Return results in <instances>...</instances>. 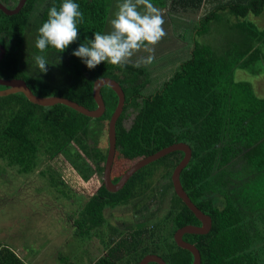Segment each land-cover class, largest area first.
<instances>
[{"label":"trees","instance_id":"obj_1","mask_svg":"<svg viewBox=\"0 0 264 264\" xmlns=\"http://www.w3.org/2000/svg\"><path fill=\"white\" fill-rule=\"evenodd\" d=\"M44 1L26 0L23 8L11 16L0 10V35L3 36L0 39L12 44L0 62V75L24 79L38 97H63L90 110L97 108L93 96L97 80L111 78L119 82L126 97L125 109L116 127L113 182L124 174H113L121 154L140 159L171 144L186 142L192 154L181 173V182L194 205L211 218L212 226L205 235L185 234L184 239L199 249L200 264H264V183L258 179V173L264 168V98L254 94L248 81H236L235 78L239 69H250L252 75L262 76L260 71L264 66L253 65L264 63V27L258 29L251 18L261 17L264 0H180L197 10L204 9L197 22L182 23L184 36L195 31L198 39L213 30L218 32L220 28H229L237 34L231 42V38H227L225 44L226 39L219 44L222 45L221 51H217L213 43L204 45L195 40L188 60L170 69L172 64L165 63L168 61L164 59L166 55L156 53L155 60L161 58L163 63L159 61L152 66H165L157 71V76L151 65L136 67V63L142 60L139 58L135 62L136 56L131 57L124 68L102 62L89 70L80 58L72 55L80 44L86 42L85 37L94 39V32L104 34L106 31L109 17L107 0H74L84 14V23L79 26V40L63 53L51 46L41 53L35 47L38 29L47 20L49 8L55 5L59 9L63 2L46 1L40 8ZM8 8L13 9L15 5ZM36 12L31 24L36 37L31 49L26 51L23 36ZM164 19L167 35L171 27L177 30L179 23L167 20L166 16ZM229 45L232 49L227 48ZM19 48L24 50L22 56L18 54ZM36 55H44L47 61L57 59L53 62L56 65L47 66L51 68L50 78L47 73H40L34 61ZM26 63L32 69L31 73L24 69ZM166 75L170 78L164 81ZM102 95L106 113L99 119L62 104L51 107L34 105L20 92L0 97V189L7 187L1 175L8 173L12 183L26 185L31 193L38 189L46 193L54 190L66 199L75 197L60 170L50 171V165L38 171L47 185L37 189L30 175L34 174L45 155L53 158L63 153L84 180L102 173L109 148L103 151L99 147L101 131L95 127L99 123L110 122L119 102V97L109 85L102 88ZM130 110L134 117L126 128L125 119ZM183 156L184 152L177 150L139 169L119 192H110L103 183L96 195L76 207L75 219L69 215L65 219L66 223L70 219L73 221L71 227L75 237L70 235V241L73 237L77 245L73 247V256L64 253V249L65 255L59 257H62L59 264H87L76 261L79 256L76 249L82 247L88 251L89 264H137L149 253L164 258L160 250L168 257V260L164 258L168 264H192V254L177 245L174 239L176 231L184 226H200L173 189L172 173ZM162 163L166 168L163 192L171 194L168 214L161 221L157 219L156 223L157 217L152 215L155 217L151 227L148 226L150 220L136 224L111 248V242L105 244L109 248L107 254L96 257L94 232L98 234L105 226V210L112 211L127 205L137 192L153 190L151 176L155 173L154 167H150ZM12 170L15 174L10 172ZM260 177L264 180V172ZM154 202L158 203L156 195L150 198L147 206ZM141 211L144 210H139L138 215ZM166 223L172 226L168 236L163 233L167 229ZM7 227L1 230H10ZM111 232L109 239L113 237L112 228ZM68 236L64 237V242L68 241ZM100 239L105 240L104 237ZM0 264L26 263L11 246L0 244Z\"/></svg>","mask_w":264,"mask_h":264},{"label":"rangeland","instance_id":"obj_2","mask_svg":"<svg viewBox=\"0 0 264 264\" xmlns=\"http://www.w3.org/2000/svg\"><path fill=\"white\" fill-rule=\"evenodd\" d=\"M46 1L50 0H45L43 4H40V8L43 7ZM107 11L108 9H106V12ZM36 15L37 12L32 15L30 25L27 26L25 34L23 36V47L26 51L31 49L34 43V39L36 37L35 31L33 30L31 25ZM251 19L253 20L254 24L258 27V29L264 27V12L261 14L260 18ZM108 24L109 22L107 20V25ZM177 30L182 31L183 29L179 27ZM105 33L106 32H104V34ZM236 34V31H229V28H225L224 30L220 28L218 32H216L215 30L208 32L207 34L198 38L197 41L200 44L204 45H211L213 43L212 45L216 48V50L221 51L222 45L219 44L226 39L224 41L225 44L227 38H231L229 39V42H231ZM188 38L189 33H187L186 38L184 40H188ZM162 46L163 44H161V46L157 48L156 53H161L160 48H162ZM225 47L226 45H224V49ZM227 48L232 49L231 45H229ZM172 53L173 52L169 53L168 55L166 54V58L164 59L170 60L171 58H173V56L171 55ZM18 54L20 56L24 54L23 48L18 49ZM56 61V58L48 60V66L56 65L53 64V62ZM253 66H264V63L262 64L260 62H257ZM24 69L27 73H31L32 69L28 66V63L25 64ZM50 69L51 68L49 67L47 71V75L49 76V78L51 76L49 74ZM260 73L262 74L263 78H260L261 76L256 77L252 75L250 69H239L235 72V78L236 81H254L256 84H259V87H261V89L264 91L263 68ZM64 82L66 83V81ZM252 89L254 91V94L258 96V92L254 89L253 86ZM129 112L131 114L129 113L127 115V118L125 119L126 128L131 125V122L134 117V112L132 110H130ZM97 125L98 127L95 128L97 129V131H101L98 143L99 147H101L103 151H106V149H108L109 147V122L99 123ZM137 159L138 158L133 159L124 157L121 154V157L117 158L116 160V162L118 163L117 166L114 168L113 174H119L120 172L123 173L124 170L128 168L132 163H134V161H136ZM48 165L51 166L50 171L60 170L61 174H63V178L66 180V183H68V185L72 188L75 197L66 199L64 198V196H60V194L54 190H50L49 193H46L45 190L40 191V189H38L40 187L43 188L45 185H47L43 177L39 176L38 171L47 168ZM103 166H105V163H103ZM153 167V171L156 177L154 182L155 187L158 184L162 183L159 179L161 175L165 174L166 168L163 163L156 166H152L150 168ZM10 172L12 174H15L13 170ZM7 175L8 173H3L1 175V179L6 180L7 187L3 190L0 189V195L2 197L0 201V244L3 246H11L14 249V252L26 264H59L61 263L62 259V257H59L61 255H65L64 253H68L73 256V251H75L73 247L77 245L73 237L72 241H70V235L74 236L75 234L74 229L71 227L73 225V221L71 219L67 223L64 221L68 215L74 217L75 219L74 212L77 211L76 207H79L80 204L83 203V201L88 202L89 198L92 195H96L95 191H97V188H100L103 184L104 171L102 173L100 172L98 176L97 174H95L89 180H84L79 174L75 172L72 164L69 162L66 156L63 155V153H59L56 157L53 158H49L48 155H45L40 161V165H38V168H35L34 174L30 175V177H32V179L34 180V183H36L38 189L34 190L33 193H31L30 188L26 189V185L24 184L16 186L17 183H12L11 178H9ZM21 187L22 189H20ZM32 187L35 189L36 186L33 185ZM159 189L160 187L158 188V190ZM84 197L86 198V201ZM158 198L159 203L154 202L151 206H149L153 210L149 212V215L148 211L144 210L145 212H141L140 215L137 214L134 216V213L138 212L136 210H133L135 209L134 203L136 201L128 207L124 206L123 211L118 210L116 207L115 209L117 210H109L107 211V213L105 212V216L107 217V220L104 223L105 226L102 227L98 234L96 233V231L94 232L95 237L93 238V241L95 242L92 241L96 257H98L99 254H101L103 251L105 252L106 250V248H100L101 246L98 244V241L105 246V244H108V242L115 241V238H120V231L122 233L121 236L123 237L132 228V224H139V222L137 221H140L142 223H148V221L150 220L148 226L151 227V222L155 217H152V215L157 216V218H155V223L157 222V219L159 221L163 220L169 209L171 194L169 193L167 199H164L162 197ZM149 200L150 199H148L147 202ZM168 224L169 223H166L165 225V228L167 227V229L164 231L166 232H163L164 235L167 234V236L170 234L172 229L171 224ZM6 225H8L7 228H10V230H1ZM111 228L117 230V232L114 233V237H112V239H109V237L112 235ZM65 236H68L69 238L66 242H64ZM102 237H104L105 240L100 239ZM62 242L64 243L62 244ZM95 243L98 244L100 249L96 247ZM88 247L89 250H91L90 245ZM64 249L66 252L63 253ZM76 253L79 255L78 259H76L77 262L80 263L81 261L87 264L90 263L88 251L85 249V247H82L78 250L76 249ZM160 253L165 255L164 258L168 260V257H166V254L164 252L160 250Z\"/></svg>","mask_w":264,"mask_h":264},{"label":"clouds","instance_id":"obj_3","mask_svg":"<svg viewBox=\"0 0 264 264\" xmlns=\"http://www.w3.org/2000/svg\"><path fill=\"white\" fill-rule=\"evenodd\" d=\"M140 6L144 11L140 10ZM117 8L109 21L112 31L105 34L94 32V39L85 37L86 42L72 53L89 70L102 62L124 68L131 57L142 49L149 55L135 66L151 65L155 60V46L167 36L163 27L166 23L163 11L151 0H122ZM83 23L84 14L80 5L74 0H63L59 9L55 5L49 8L47 20L38 29L35 47L41 53L46 52L49 46L63 53L69 45L79 40V26ZM34 61L40 73H47L49 63L44 55H36Z\"/></svg>","mask_w":264,"mask_h":264},{"label":"water","instance_id":"obj_4","mask_svg":"<svg viewBox=\"0 0 264 264\" xmlns=\"http://www.w3.org/2000/svg\"><path fill=\"white\" fill-rule=\"evenodd\" d=\"M26 0H19L18 3L15 5V8L8 9L7 5H5L0 0V10L4 12L6 15L11 16L17 14L25 4ZM0 61L4 59V47L0 46ZM5 85L9 88L6 90H0V97H5L12 94H20L24 95V97L34 105L42 106V107H51L54 105L62 104L64 106L70 107L75 111L88 116L93 119H99L104 116L106 113V104L102 95V88L105 85H109L119 97V102L116 110L114 111L110 122H109V149L108 155L105 162V169H104V184L106 188L113 193L119 192L123 189V187L128 182L129 178L137 172L139 169L144 168L145 166L149 165L157 161L158 159L172 153L174 151H183L184 156L178 165L175 167L172 173V182L173 188L176 195L183 201L184 205L188 208V210L195 216V218L200 222V226H193L187 225L183 228L176 231L174 235V239L180 247L188 250L192 256L193 261L192 264H200L201 263V255L199 249L196 247L195 244L190 243L188 241H184L183 237L185 234H193V235H205L207 234L212 226L211 218L204 214L198 207L194 205V203L190 200L186 192L184 191V187L181 182V173L185 166L188 164L191 158V148L186 142H177L171 144L167 147L160 149L159 151L148 155L146 157H142L138 159L134 164H132L128 169L124 171V174L118 180L117 183H114L112 180V167L116 155L117 150V122L120 119L124 109H125V91L122 85L114 79L111 78H101L94 83L93 89V96L95 102L97 103V108L94 110H90L70 99H66L63 97H38L33 94L32 90L27 85L26 81L22 78L20 79H9V80H2ZM150 262H156L158 264H168L167 261L159 254L156 253H149L142 257L138 264H149Z\"/></svg>","mask_w":264,"mask_h":264},{"label":"crops","instance_id":"obj_5","mask_svg":"<svg viewBox=\"0 0 264 264\" xmlns=\"http://www.w3.org/2000/svg\"><path fill=\"white\" fill-rule=\"evenodd\" d=\"M122 2V0H107L106 4L108 7V13H109V17H108V22L110 21L111 18H113L115 12L118 10L117 5L118 3ZM151 2L158 8H160L163 11V16H166V19L174 22V23H179L177 25V29L180 27L182 29V26L180 24L184 23V24H189V23H195L197 22V8H193L191 7V4L188 5L185 2H181L180 0H151ZM140 10L144 11L143 6H140ZM204 9L201 8L198 10V17H200L203 13ZM106 29V33L112 31L111 25L110 23L105 27ZM170 32L169 34L164 37L161 42V44H163L162 48H160V52H162V55H168L169 53L173 52L171 55L173 56V58H171L170 60L166 61L165 63L168 64H172L169 65V69L171 67H178L180 66L183 62H185L186 60H188V58L190 57V55H192V51L195 45V40L197 41V37L195 36V31L192 32L191 35H189L188 40H184L186 38V35L184 36V32L182 31H178V30H174L169 29ZM160 43H158L155 46V53L156 54V50L157 48L161 45ZM177 50V51H176ZM176 51V52H174ZM149 53L144 51L143 49L138 51L134 56L135 59L134 61L137 62L136 60L142 57H146L148 56ZM169 55V56H171ZM158 61V63H152L151 67L153 70V73L157 76L158 73L157 71L161 70V67L164 68L165 66H152L154 64H159L162 59H157L154 60V62ZM163 63V62H162ZM137 64V63H136ZM260 77V76H258ZM170 78V76H166L164 79V81H167ZM260 78H263V76H261ZM242 80V79H241ZM257 80V79H255ZM247 82V81H246ZM251 84V86L254 87V89L258 92V96L259 98H264V91L261 89V87H259V84H256L254 81L253 82H249ZM257 87V89H256ZM262 142V141H261ZM259 162H263V161H259ZM259 163V165L261 164ZM264 165V163H263ZM261 172H264V168L263 171H260L258 173V179L260 180V182L264 183V180H262V178L260 177ZM254 173H257V171H255ZM250 174L252 175V173L250 172ZM253 177V175L251 176ZM250 177V178H251Z\"/></svg>","mask_w":264,"mask_h":264},{"label":"flooded vegetation","instance_id":"obj_6","mask_svg":"<svg viewBox=\"0 0 264 264\" xmlns=\"http://www.w3.org/2000/svg\"><path fill=\"white\" fill-rule=\"evenodd\" d=\"M18 1L19 0H16V2H15V0H5L4 1V4L5 5H7V7H13V5H16L17 3H18ZM15 2V3H14ZM3 36L2 35H0V38H2ZM0 46H2V47H4V57H5V55H6V53L9 51V50H11V48H12V44H8L6 41H4V40H2V39H0ZM0 54H1V51H0ZM4 60V59H3ZM2 60V61H3ZM1 62V61H0ZM9 79H20V78H17V77H13V78H4V77H2L1 75H0V90H6V89H8L9 87L7 86V85H5L3 82H1L2 80H9ZM13 95V94H12ZM9 96V95H8ZM6 97V96H5ZM113 179H114V177H112ZM155 174L154 175H152L151 176V179H153V182H152V187H153V190H150V189H146L145 191H142V192H137V195L134 197V199H132L131 201H129V203H128V205H124V206H129V205H131L132 203H134L135 201V203H134V205H135V209H133V210H136V211H139V210H145V211H148V215H149V212L150 211H153L149 206H147V205H149L148 204V202H147V200L148 199H150L153 195H156V197H162V198H164V199H167V196L169 195V192L168 193H164L163 191V185L166 183V180H165V178L163 177V175H161L160 176V182H162L161 184H158L157 186H155L154 187V182H155ZM99 179H100V177H99ZM117 182H118V180H117ZM117 182H114V183H117ZM103 183H104V179H103ZM127 184V183H126ZM103 185V184H102ZM102 185H101V187H102ZM100 187V188H101ZM160 187V189L158 190V188ZM100 188H97V191H95V194H97L98 193V189H100ZM174 189V188H173ZM137 190H138V188H137ZM158 203H159V198H158ZM124 206H119V207H117V209L118 210H120V211H123V208H124ZM117 209H114V210H117ZM107 211H109L108 209L107 210H105V212L107 213ZM145 211H141V212H145ZM138 213H134V216L135 215H137ZM167 214H168V212H167ZM166 216V215H165ZM157 217V216H156ZM137 218V217H136ZM137 222H139V223H142V222H140V221H137ZM133 226H136V224H132V228H133ZM113 229V228H112ZM113 231H114V233L115 232H117V230L115 231V229H113ZM127 231V230H126ZM114 233H113V237H114ZM122 235V233H121V231H120V234H119V236H120V238H115V241H110L111 243H110V247L109 248H111V246H113V245H115L117 242H120L121 240H122V238H124V237H122L121 236ZM175 235V234H174ZM183 239H184V237H183ZM99 240V239H98ZM184 241H187L186 239H184ZM95 242V241H94ZM188 242H190V241H188ZM191 243V242H190ZM96 244V243H95ZM98 244L101 246L100 248L101 249H104V248H106L102 243H100L99 241H98ZM98 244H96V247H98L99 248V246H98ZM99 248V249H100ZM109 248L107 249L106 248V250H105V252L103 251L100 255H105V254H107V252H108V250H109ZM98 249V250H99ZM99 253V252H98ZM130 255V254H129ZM131 258H132V256H131ZM132 261H133V259H132ZM139 262V261H138ZM138 264V263H137Z\"/></svg>","mask_w":264,"mask_h":264}]
</instances>
